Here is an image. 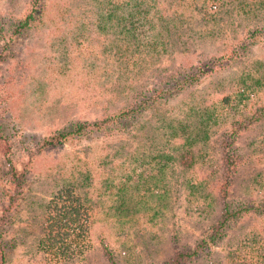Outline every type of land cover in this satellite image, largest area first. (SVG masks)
<instances>
[{"label":"rangeland","instance_id":"rangeland-1","mask_svg":"<svg viewBox=\"0 0 264 264\" xmlns=\"http://www.w3.org/2000/svg\"><path fill=\"white\" fill-rule=\"evenodd\" d=\"M179 1L39 0L31 27L11 35L30 0H0V124L24 174L3 232L13 244L6 264H108L102 245L117 264H156L216 221L221 134L264 101V39L178 88L259 20L231 8L237 0ZM142 96L160 98L117 134L43 145ZM234 144L242 158L228 202L250 211L187 264H224L240 240L246 256L264 247V117ZM183 153L186 169L177 164ZM5 170L0 155V215Z\"/></svg>","mask_w":264,"mask_h":264},{"label":"trees","instance_id":"trees-1","mask_svg":"<svg viewBox=\"0 0 264 264\" xmlns=\"http://www.w3.org/2000/svg\"><path fill=\"white\" fill-rule=\"evenodd\" d=\"M169 1L177 2L179 0ZM231 4L232 3L229 5ZM29 5L30 8L23 18L12 24V31H10L11 35H18L21 31L29 29L35 21L39 11L38 8H40L38 7L39 0H30ZM209 6L211 10L214 8L212 4H208L205 8H208ZM231 8H236V10L242 12L244 11L251 18H254L252 16H256L259 20L252 26L251 30L247 31L245 40L237 42V44H235L225 55H221L214 60L211 59L205 64L197 67V73L195 75L191 73V75H187L181 80L176 81V87L183 88L185 86L193 85L198 81V75L212 73L216 70L222 69L227 63L234 62L236 58L243 55L246 50H249L250 45L252 46L255 44L254 39L256 37H259V39H264V0H237L235 4L231 5ZM257 13L259 15H257ZM162 22L167 23L168 19H163ZM241 51L243 53H241ZM256 82L258 81L256 80ZM156 98H160V96H142L134 103V106L130 107L129 109L120 110L116 114L95 120L90 123H76L68 131H58L51 134L50 137L45 140L43 145L55 147L62 144L67 139L79 137L87 133H99L102 137H109L117 134L122 129L127 128L129 124L128 122H130L128 120H132L133 118L135 119L141 114L140 112H142L148 104L153 103ZM263 117L264 101L262 104L257 106L252 114L247 116L245 120L232 122L228 130L221 134L219 142L221 153V179L217 186L216 194L221 201L220 213L216 221L209 226L207 232L201 238H199L192 247H180L174 250V252L164 260L159 261L156 264H187L188 262H191L192 259L199 257V255L201 256L204 253L207 255L208 250L211 247L215 246L218 242L225 238L226 231L229 228L230 223L240 220L242 218V214L250 211L244 206L232 208L228 202L229 185L238 172L242 158V156L239 154L238 148L235 147L234 142L239 132L246 129L248 125H252L255 122L260 121V119ZM8 139V136L3 132L2 125L0 124V155L2 156L3 163L6 167V170L3 172V174L6 177V184L8 185V191L5 193L6 203L1 206L0 215V264H6L9 248L13 246V244L6 242L3 236L4 228L9 223V216H7V213L9 212L12 204L17 200L24 183V174L20 171H17L11 165L9 157L10 145ZM177 160V164L181 168L186 169L189 165H191V158L187 153L181 154ZM9 190L12 191L10 192ZM63 192L67 198H69L68 195H71V189L68 187L65 188ZM253 211L255 213H261V211L257 209ZM247 243L248 242L246 241L240 240L238 246L227 252V254L224 256V264H264V247L254 249L251 252V256H246L244 253H242L241 247L248 246L249 244ZM101 252L108 264H117L114 253L106 245L101 246Z\"/></svg>","mask_w":264,"mask_h":264}]
</instances>
